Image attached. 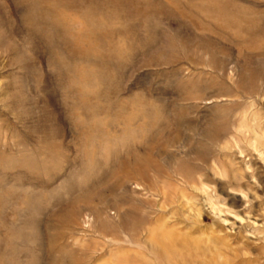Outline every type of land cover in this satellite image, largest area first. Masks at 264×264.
<instances>
[{
  "label": "rangeland",
  "instance_id": "374dc122",
  "mask_svg": "<svg viewBox=\"0 0 264 264\" xmlns=\"http://www.w3.org/2000/svg\"><path fill=\"white\" fill-rule=\"evenodd\" d=\"M0 264H264V0H0Z\"/></svg>",
  "mask_w": 264,
  "mask_h": 264
}]
</instances>
